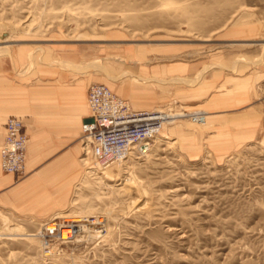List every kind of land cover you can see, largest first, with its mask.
I'll list each match as a JSON object with an SVG mask.
<instances>
[{
    "label": "rangeland",
    "instance_id": "obj_1",
    "mask_svg": "<svg viewBox=\"0 0 264 264\" xmlns=\"http://www.w3.org/2000/svg\"><path fill=\"white\" fill-rule=\"evenodd\" d=\"M6 36L0 61L22 58L19 77L45 66L120 95L177 87L154 110L181 118L122 163L97 164L83 126L67 158L30 142L18 206L0 210V264H264V0H0ZM174 63L203 76L142 73ZM233 93L237 110L210 121L208 101Z\"/></svg>",
    "mask_w": 264,
    "mask_h": 264
},
{
    "label": "crops",
    "instance_id": "obj_2",
    "mask_svg": "<svg viewBox=\"0 0 264 264\" xmlns=\"http://www.w3.org/2000/svg\"><path fill=\"white\" fill-rule=\"evenodd\" d=\"M141 53L140 51L139 56L142 55ZM127 56L133 60H141V56L139 58L130 57L129 53ZM147 58L148 56H144L143 62H189L167 58L154 60ZM74 63L80 64L81 62ZM25 64L26 62H22V58H19L17 62L0 61V163L1 149L6 135L5 125L11 116L23 119L29 139L28 151L30 142L38 146L49 145L55 149L53 152L66 155L67 158L69 154H73L72 144L78 138V130L80 127L82 130L84 120L90 116L87 93L88 89L94 85V80L78 77L71 72H56L45 66L30 76L19 77L17 72ZM142 73L148 79L177 78L175 80L184 82H186L184 78L192 80L198 77L192 81L194 84H197L203 76V70L197 73V68L188 63L156 65L144 69ZM50 77L54 78L53 82H46ZM36 80L38 82H35ZM133 88V86L123 85L122 96L115 91L114 93L129 100L135 110H154L165 106L171 101L172 92L177 91V87L169 86L158 90L152 85H144L135 87L132 93ZM221 95L224 94L210 99L206 106L212 122H223L224 115L235 112L237 105L242 103L240 96L235 93L228 97ZM23 116L26 117V123ZM36 123L37 130L32 133L30 126L32 125L34 129ZM70 146L72 147L68 149ZM66 149L67 151H65ZM62 150L63 153H61ZM32 156L34 157L33 153ZM60 158L57 164H61L64 162L63 159H66ZM45 173H47L45 175L51 174V172ZM16 176L4 173L0 165V210L18 206L23 187L16 184Z\"/></svg>",
    "mask_w": 264,
    "mask_h": 264
},
{
    "label": "built area",
    "instance_id": "obj_3",
    "mask_svg": "<svg viewBox=\"0 0 264 264\" xmlns=\"http://www.w3.org/2000/svg\"><path fill=\"white\" fill-rule=\"evenodd\" d=\"M88 103L90 116L83 125V134L85 140L90 141V151L94 153L97 164L118 162L131 152L146 156L167 119V113L162 111L133 109L127 100L104 84L90 87ZM204 116V113L195 114L193 120L201 123ZM5 132L1 170L6 174H22L26 168L29 141L23 119L11 116L6 122ZM56 231L48 230L50 234Z\"/></svg>",
    "mask_w": 264,
    "mask_h": 264
},
{
    "label": "bare ground",
    "instance_id": "obj_4",
    "mask_svg": "<svg viewBox=\"0 0 264 264\" xmlns=\"http://www.w3.org/2000/svg\"><path fill=\"white\" fill-rule=\"evenodd\" d=\"M3 38V42H1V44H0V50L1 49H5V48H9L8 46L9 45H7V44H9V37L8 36H6V37H2ZM89 104V103H88ZM130 105V104H129ZM181 117L180 116H178V115H168L167 114V119L165 120V124L163 125V129H162V131H161V134H162V132H163V130H164V128L166 127V126H168V125H170V124H173V123H175L178 119H180ZM159 137V136H158ZM158 137H156V139L155 140H157V138ZM85 138V137H84ZM85 142H86V147H87V149L88 150H86V151H88L89 152V154H91L92 155V157L94 158V160H95V156H94V153L92 152V151H90V146H89V143H90V141L88 140V139H86L85 140ZM28 143H29V141H28ZM152 149V148H151ZM151 151V150H150ZM129 153V152H128ZM127 153V154H128ZM134 156V153H129L128 155H126V157L124 158V159H121L120 161H118V162H114V163H122V162H124V161H126L127 159H130L131 157H133ZM147 156V155H146ZM26 161H27V159H26ZM96 161V160H95ZM84 162H85V160H84ZM27 164V163H26ZM113 164V163H112ZM0 165H1V163H0ZM64 218H69V217H64ZM71 222H73V223H79L80 221H78V220H73V221H71ZM73 228H74V226H67V227H65L64 229H62V231H61V239L63 240V241H65V240H68V239H72L73 237H74V230H73ZM47 229L48 230H57V228L54 226V224H47ZM6 235H3V234H1L0 235V238H2V237H5Z\"/></svg>",
    "mask_w": 264,
    "mask_h": 264
}]
</instances>
